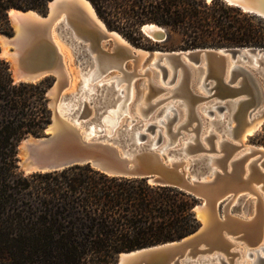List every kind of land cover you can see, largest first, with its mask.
<instances>
[{
	"label": "water",
	"instance_id": "obj_1",
	"mask_svg": "<svg viewBox=\"0 0 264 264\" xmlns=\"http://www.w3.org/2000/svg\"><path fill=\"white\" fill-rule=\"evenodd\" d=\"M84 1L50 0L45 14L34 9L12 8L21 12L12 16L9 11L14 33H0V57L7 60L15 82H37L49 76L55 77L48 90L51 122L43 134H30L20 142L17 156L20 169L28 175L90 164L107 174L142 177L153 184L175 186L202 200L194 209L200 220V226L194 232L173 241L123 252L112 264H192L206 260L203 258L207 253L213 259L219 257L224 264H248V261L250 264H264V200L261 196L256 194L258 201L250 216L233 214L234 199L248 193L234 183L216 186L225 170L211 173L210 153L191 158L186 168L176 161L178 157H185L181 148L174 146L168 153L162 151L161 133L153 144L156 123L141 131L139 140L135 134L141 128L139 123L133 124L132 128L124 123L116 130L119 135L106 133L103 117L108 108L115 107L121 98L113 87H107L104 96L94 98L92 107L83 106L76 94L65 93L70 78L64 55L52 40L53 32L72 45V54L82 72L94 65V57L84 42L73 38L66 20L86 27L103 59H122L115 46L120 34L110 30L106 23L104 31L96 34L88 17L81 13ZM225 1L245 12L264 17V0ZM103 40L105 45L112 40V47L101 46ZM125 44L131 50L129 56H138L136 46L129 42ZM156 58L163 78L171 71L170 81L176 78L179 70L185 72L187 82L195 70H206L212 77L211 82L216 80L218 83L215 101H224L223 107L229 106L230 109H236L239 104L240 120L236 128L241 136L247 134L249 139L264 125V48L198 47L161 51L156 53ZM194 96L199 97L198 94ZM215 123L218 128H224L222 121ZM178 134L175 132L176 136ZM251 146L252 153L256 154L252 162L260 175L256 183L264 191V146ZM172 154L177 158L169 160L168 156ZM242 246L247 247L243 260Z\"/></svg>",
	"mask_w": 264,
	"mask_h": 264
},
{
	"label": "trees",
	"instance_id": "obj_2",
	"mask_svg": "<svg viewBox=\"0 0 264 264\" xmlns=\"http://www.w3.org/2000/svg\"><path fill=\"white\" fill-rule=\"evenodd\" d=\"M49 1L0 0V33L13 31L12 8L46 13ZM90 1L111 28L155 22L180 31L187 49L264 48V17L225 0ZM131 1L137 8L126 5ZM52 84L50 77L15 82L0 57V264H112L123 252L198 229V198L175 186L107 174L90 164L21 172L20 142L43 134L51 122ZM261 132L264 143V127Z\"/></svg>",
	"mask_w": 264,
	"mask_h": 264
},
{
	"label": "bare ground",
	"instance_id": "obj_3",
	"mask_svg": "<svg viewBox=\"0 0 264 264\" xmlns=\"http://www.w3.org/2000/svg\"><path fill=\"white\" fill-rule=\"evenodd\" d=\"M20 13L21 12L16 9L10 10L12 16H16ZM81 13L88 17L90 26L93 27L96 34L104 31L105 22L95 13L89 0L84 1ZM66 25L70 27L73 38L78 42H84L87 51L94 57V65L90 67V69H87L86 73L84 72V74H82L78 69L77 73H75L74 69L72 70L69 68V61H72V45L67 42L66 39L53 32L52 40L64 55L67 76L70 78L69 87H73L72 93L81 98L83 106L86 104L88 107L93 106L92 100L94 98L105 95L107 87H113L115 90H118V93L121 95L117 105L115 107H109L107 114L103 117L106 133L119 135L116 130L119 126H122L124 120H126L125 124H127L129 128H132L133 124L136 123L141 125V128L135 131L136 138L139 140L141 131L146 130L151 123H156L158 126L154 133L155 138L153 144H156L159 134L161 133L163 138L161 143L163 152L168 153L170 148L174 146L178 147L179 139H184V144L178 148H181L185 157H178V159H176L178 163L188 168L191 158H200L204 153H210L209 163L211 166V173L218 174L225 170L221 180L216 186H220L219 184L234 183L241 191H245L248 195L254 196L255 203L258 201L257 195L261 196V199L264 200V191L261 189V186L256 183L260 175L252 162L256 154L252 153V146L247 142V134L241 136L240 130L236 128L238 119L240 120L238 115L239 104H237L236 109H230L229 106L223 107V105H225L224 101L223 103L217 101L208 102L209 99L217 96L218 83L216 80L214 83L211 82L212 77H210L206 70H195V74L188 82L185 72L179 70L176 78L170 81L171 71L168 72L166 78H163V71L157 64L156 53L161 52L160 50L154 51L150 60L151 62L148 65H144L145 60L150 56L151 52L136 47L139 53L138 56H129L131 50L125 44L129 41L117 31L120 36L116 40L115 46L118 49L117 52L122 56V59H103L101 53L96 49L93 37H90V33L86 30V27L69 20H66ZM143 32L156 41L160 39L164 40L166 36L164 27L157 23L144 24ZM59 37L61 39H59ZM3 38L8 39L6 36H3ZM100 45L104 47L103 43H100ZM128 60L133 63L130 68L126 67ZM153 67L158 69L160 83L153 77ZM113 70L117 71V73L111 75L110 73ZM141 76L146 77L145 92L141 100H139L137 97L135 79ZM226 78L227 74H225L224 79ZM195 88L203 92L198 93ZM165 91H169L170 94L168 93L169 95L166 97L152 101L154 97ZM194 94H198L199 97L194 96ZM176 98H180V100H174ZM170 99L172 100L163 106L157 113L156 116H158V118L155 122H145V119L148 118L159 105ZM177 105H184L185 108L182 113H180ZM161 112H163V115H160ZM201 112L210 119L207 124L209 127L204 135L202 133L206 124ZM92 114H94V112H92ZM179 114H181V123L174 126V123L178 120ZM218 120L224 123V128L220 129L216 126L215 122ZM194 122H197V124L189 129L188 127ZM233 123H235V125H233ZM93 128L92 125L90 128L91 134L93 133ZM183 129H186V131L191 134L189 139H186V134ZM216 131H220L222 135L219 136ZM175 132L179 134L176 136ZM230 141L237 143L239 146L233 145ZM241 141L244 143L243 145H241ZM168 158L172 160L177 157L172 154L169 155ZM187 162H189V164H187ZM206 178L207 176L205 179ZM236 200L237 197L234 199V202ZM243 248L246 253L247 247L245 246H242L241 253ZM211 257L207 259L208 257L204 256L203 259L206 260H201L192 264H212L210 261L215 259L222 263L219 257L215 259ZM250 263L251 261H248V264Z\"/></svg>",
	"mask_w": 264,
	"mask_h": 264
},
{
	"label": "rangeland",
	"instance_id": "obj_4",
	"mask_svg": "<svg viewBox=\"0 0 264 264\" xmlns=\"http://www.w3.org/2000/svg\"><path fill=\"white\" fill-rule=\"evenodd\" d=\"M126 5L127 6H131V7H136V8L138 6L137 3H134L133 1L127 3ZM126 5L123 4L122 7H124ZM115 7H116V9L119 8L118 5H115L114 8ZM96 11H97V9H96ZM97 13H98V11H97ZM42 14H45V13H42ZM98 15H99V13H98ZM106 17H107V19H111V20L113 19L111 15H107ZM100 18L106 23V21L104 20L103 17L100 16ZM11 25H12L13 31H12L11 34H7V35H12L14 33V26H13L12 22H11ZM106 25L108 26L107 23H106ZM143 25L141 24V25H138V26L136 25L135 26V25H130V24H128V23L125 22V23H121L120 26L117 27V28H111L109 26H108V28L110 30L118 31L120 34H122V36L127 41H129L130 43H132L134 46H136L138 48H142V49L148 50L149 52H151V55L145 60L144 65H148L151 62L150 60H151L152 53L154 51H156V50H160V51H172V50L187 49L186 48L185 40L183 39V35H182V33L180 31L174 30V29H171V28H168V27L163 26L165 28V30H166V36H165L164 40H161L160 39V40H157L156 41L152 37L148 36L146 33H144L142 31V26ZM4 34H6V33H4ZM59 39H61V38L59 37ZM102 42H103L105 48H107V49L108 48L110 49L112 47V45H113V41L112 40H110L107 43V45H105V40H103ZM128 61L126 63V67L130 68L133 65V63L130 60H128ZM69 68L72 69V70L74 69L75 73H77V69H78L82 74H84V72L81 71L78 63L75 62V56L73 54H72V61H69ZM86 72L87 71H85V73ZM153 72H154V74H153L154 79L158 83H160V76L158 75V69H155V67H153ZM113 73H117V71H114L113 70V71H111L110 74L112 75ZM49 77L52 79V81L54 83L55 77L54 76H49ZM145 79H146V77H143V76L138 77L137 79H135L136 80L137 97H138L139 100H141L142 95L145 92ZM50 87L48 88V90L50 89ZM195 90L198 93L203 92L202 90L197 89V88H195ZM72 91H73V87L70 86L68 89L65 90V93H72ZM99 93H100V91H99ZM168 93L170 94L169 91L161 92L156 97H154L152 99V101H155L156 99H159V98L166 97L167 95H169ZM47 97H48V103H50V96H48V91H47ZM216 98H217L216 96L215 97H212L211 99L208 100V102H213V101L216 100ZM171 100L172 99L166 100L164 103H162L161 105H159L150 114V116L145 119V122L146 123H148V122L149 123L155 122L157 120V118H158V116H156L157 113L161 110V108L163 106H165ZM174 100H180V98H176ZM177 106L179 108L180 113H182V111H184L183 109L185 108L184 105H177ZM49 107H50V104H49ZM163 112H161L160 115H163ZM201 114H202V117H203L204 122L206 124L205 127H204V129H203V133H202L204 135V133L207 131V129L209 127V125H207V124H208V120H210V119L204 113L201 112ZM125 122H126V120H124V123ZM179 123H181V114H179L178 120L174 123V126H177ZM196 124H197V122H194L188 128L191 129ZM233 125H235V123H233ZM263 127H264V125L262 126V128L254 136H252L251 138L247 139V142L250 143V144H254V145H263L264 146V143L262 141H260V137L262 136V134H261L262 132L261 131H262ZM183 131L186 134V136H185L186 139H189L190 136H191V134L188 133V131H186V129H183ZM216 132H218L219 136L222 135V133H220V131H216ZM192 134H194V133H192ZM178 143H179V146L178 147H181L182 144H184V139H179V142ZM190 156H194V155H190ZM17 163H18V161H17ZM187 164H189V162H187ZM19 170L21 172H23L20 169V167H19ZM198 200H199V203L198 204H201L202 203V200L199 199V198H198ZM254 206H255V197L254 196H252V195L241 196V197H238L237 200L234 202V204L231 207V211L235 215H239V216H242V217H248V216H250L253 213ZM221 213H223V209L222 208H221ZM244 253H245V249L243 248V250H242V255L243 256L241 257V260H243V259L246 258L245 255H244ZM204 256L211 257L212 255L207 253ZM210 262L212 264H222L217 259L212 260Z\"/></svg>",
	"mask_w": 264,
	"mask_h": 264
}]
</instances>
